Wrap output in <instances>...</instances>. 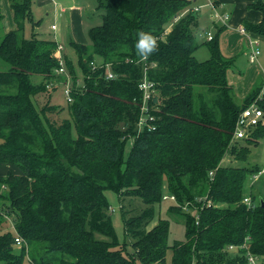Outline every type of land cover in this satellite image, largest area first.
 I'll use <instances>...</instances> for the list:
<instances>
[{
    "label": "trees",
    "instance_id": "obj_1",
    "mask_svg": "<svg viewBox=\"0 0 264 264\" xmlns=\"http://www.w3.org/2000/svg\"><path fill=\"white\" fill-rule=\"evenodd\" d=\"M97 1L102 23L89 28L88 43L71 41L84 76L78 86L76 66L55 39L25 36L34 0H9L15 28L0 40V164L7 166L0 219L10 218L16 230L0 231V264H167L170 247L173 264H246L245 243L264 264V207L253 194L254 207L243 202L262 167L234 163L248 159L264 123L232 141L238 115L263 81L239 98L228 78L236 56L220 44L227 25L199 40L194 0ZM248 7L261 19L244 20L245 29L264 37V0ZM141 31L158 39L147 60L135 50ZM203 44L209 57L199 59ZM61 59L74 82L71 117L51 102L67 80L56 72ZM146 64L154 83L150 128L139 126ZM107 189L122 202L145 204L136 211L122 204L124 243ZM167 192L176 197L168 210L186 226V240L173 245L168 219L151 226Z\"/></svg>",
    "mask_w": 264,
    "mask_h": 264
},
{
    "label": "rangeland",
    "instance_id": "obj_2",
    "mask_svg": "<svg viewBox=\"0 0 264 264\" xmlns=\"http://www.w3.org/2000/svg\"><path fill=\"white\" fill-rule=\"evenodd\" d=\"M81 8V12L83 15L82 23L75 22L72 26L68 23L65 15L58 19L59 25V41L65 46L64 52L68 55V57L73 61L76 66V71L78 75V79L80 82L78 86L83 85V72L80 66L78 65V57L77 54L71 45V41L81 40L82 43H88L90 41L88 30L91 26L99 25L103 21V14L105 12L104 9L98 7L97 0H78ZM206 0H194V4H203ZM54 7L55 0H34L32 11H33V21L28 20L26 22V27L24 34L26 37H32L34 34L39 38H54L52 36V32H50L51 23L54 22ZM2 7L0 5V12ZM211 11V10H210ZM209 13V8H203L202 12L199 14ZM231 19V12H228ZM208 16H205L204 20L201 22V26L197 28L198 39L204 41L207 36V31L210 30L214 33L215 29L212 28L213 24L210 22ZM7 24V20L0 21V40L2 39L4 33V26ZM208 26V28H207ZM205 27V28H204ZM232 27H227L222 34L223 42L225 41L226 45H234V48L237 46L238 49L236 51V61L234 67L231 69L233 71L240 72L242 74L246 73V71H250L255 73L256 70L259 69V63H251L249 61V47L247 45L246 37L239 34V36L232 37L229 33H234ZM226 36V37H225ZM260 63L264 67V38H260ZM54 40V39H53ZM224 43V45H225ZM229 50H232L231 48ZM196 56L199 59H206L209 57V49L203 44L197 50ZM259 77L257 78V80ZM241 99V97H239ZM51 102L55 104H60L62 107H65L64 115L66 117H71L70 112L68 110V101L64 95V89L62 86L57 87L54 91L53 96L51 98ZM132 140H129L126 144L124 158L128 157L130 153ZM230 159L227 158L226 161ZM234 158H231L230 161H234ZM235 164L245 165V166H260L264 165V136L259 139V143L257 145L252 146V152L247 160H236ZM253 180V183L250 182ZM247 195L253 194L256 197V202L260 203L261 200H264V175H262L259 179H253L250 177L247 183L246 189ZM166 194H169L168 192ZM106 195L111 203V215L114 228L116 230L118 239L121 243H124L126 240L125 236V225L124 219L122 217V204L126 206L127 209H131V211L145 207L143 200L140 198H125L122 202L119 198V195L116 191L112 189L106 190ZM173 203L170 199H164L160 204L156 206V215L151 223V226L156 224L160 219H168L170 221V233L168 243L169 245H173L175 242L186 240V226L183 217L178 214H174L168 210L170 204ZM3 230H13L12 223L9 219L2 218L0 219V231ZM128 240L132 241V239L128 238ZM131 249L132 247L129 246ZM25 264H32L29 260L26 261ZM167 264H173V249L169 248L167 252ZM247 264V263H246Z\"/></svg>",
    "mask_w": 264,
    "mask_h": 264
},
{
    "label": "built area",
    "instance_id": "obj_3",
    "mask_svg": "<svg viewBox=\"0 0 264 264\" xmlns=\"http://www.w3.org/2000/svg\"><path fill=\"white\" fill-rule=\"evenodd\" d=\"M207 5L210 7L211 10V19L215 22H218L220 24L228 25L230 21V16L228 11L224 10L222 6L215 3L213 0H209ZM201 9L200 5H195L193 7V10L199 11ZM56 24L52 25L53 29H56ZM240 30L243 32H247L244 26H240ZM213 32L209 31L207 33L206 38L212 39ZM249 43L251 45V54H250V60L251 62H256L259 60L260 54H261V48H260V39L258 36H251L249 37ZM58 50L60 53L64 50V45L61 43H58ZM61 66L56 70L58 74L66 76L67 80L64 83V95L68 101H73L72 92L74 89V82L72 79L71 74L68 72L64 59H61L60 61ZM148 64L144 67V76L142 78V81L139 84L140 89L143 92V104H142V116L139 121V126L142 127L143 125H147L149 128L151 126L150 121L154 120V116L150 114L151 107L149 106V101L152 98V92L154 83L148 78L147 75V68ZM108 78H114L115 74L112 71H108L107 74ZM80 82L78 79L77 85ZM264 123V80L263 85L256 96V98L245 108H243L238 115L236 125L234 128L232 141L236 142L238 140L244 139L248 137L252 129L257 127L260 124ZM214 172H211V175H213ZM264 174V165L263 167L255 173L252 177L253 179H259L261 175ZM253 183V180L250 181ZM164 199H171L176 200V197L174 195L165 194ZM243 202L249 207H254L255 203L252 200L251 195H245L243 198ZM9 218V217H8ZM11 221V219L9 218ZM13 230H16L14 223L11 221ZM16 243L21 244L24 242L23 238L20 235H17L15 237ZM243 247L247 250L246 251V257H247V264H261L260 259L255 256L251 251L248 250L247 244L245 243Z\"/></svg>",
    "mask_w": 264,
    "mask_h": 264
},
{
    "label": "crops",
    "instance_id": "obj_4",
    "mask_svg": "<svg viewBox=\"0 0 264 264\" xmlns=\"http://www.w3.org/2000/svg\"><path fill=\"white\" fill-rule=\"evenodd\" d=\"M195 1H198V0H195ZM208 1L209 0H206V2L203 4L195 3V5L201 6V9L198 11L199 26H201L200 24L204 20L205 16H208L210 22L213 24V26L211 27L212 28L214 27L215 29V26L220 23L215 22L211 19L210 7L207 5ZM213 1L217 3L218 5L222 6L224 10L231 12V19L227 27L229 26L232 27V29L234 30L233 31L234 33H229V34L232 35V37L239 36V34L246 37L247 45L250 50L248 57H249V61L251 62L250 60L251 45L249 43V37L251 36L254 37L256 35L250 32L245 33L241 31L240 26L241 25L244 26V20L246 19L254 21V22L260 21L261 14L258 11L252 10L248 7L249 3L255 0H213ZM0 5L2 7V10L0 12V14L2 15L1 20L2 21L7 20V24L4 26L3 34H5L6 32L15 28V21L13 18V12L11 10L9 0H0ZM203 8H209V13H207V15L205 14L206 12H204L203 14H199V12H202ZM64 15L67 18L68 23L71 24L72 26L74 25L75 22L82 23V21H84L78 0H55L54 16H53L54 22L51 23L50 25V28H51L50 32H52V36L54 38H50V39H55L58 43H61V42L59 41V36H58L59 35V25L57 21ZM53 24H56L57 26L56 29L52 28ZM209 31L210 30H208L207 33ZM222 34L220 36V44H221V49L223 53L227 56H235L238 47L236 46L234 48V45H226L225 41L223 42V40H221ZM260 38H264V37L260 36ZM78 42H81V40H78ZM230 48L232 50H229ZM64 49H65V46H64ZM251 63H259V65H261L259 66V69L256 70L255 73L246 71V73L242 74L240 70H238V72L231 70L232 68L228 70L229 82L234 85L238 96L241 98H244L248 94L252 86L257 81L258 77L261 78L262 81L264 80V67L260 63V59L256 62H251ZM0 170L6 171L7 166L4 164H0Z\"/></svg>",
    "mask_w": 264,
    "mask_h": 264
},
{
    "label": "clouds",
    "instance_id": "obj_5",
    "mask_svg": "<svg viewBox=\"0 0 264 264\" xmlns=\"http://www.w3.org/2000/svg\"><path fill=\"white\" fill-rule=\"evenodd\" d=\"M158 39L149 32L141 31L135 43L137 56L141 60H147L152 54L158 51Z\"/></svg>",
    "mask_w": 264,
    "mask_h": 264
},
{
    "label": "water",
    "instance_id": "obj_6",
    "mask_svg": "<svg viewBox=\"0 0 264 264\" xmlns=\"http://www.w3.org/2000/svg\"><path fill=\"white\" fill-rule=\"evenodd\" d=\"M261 205L264 207V200L263 199L261 200Z\"/></svg>",
    "mask_w": 264,
    "mask_h": 264
}]
</instances>
